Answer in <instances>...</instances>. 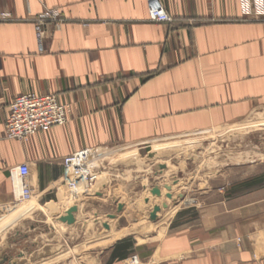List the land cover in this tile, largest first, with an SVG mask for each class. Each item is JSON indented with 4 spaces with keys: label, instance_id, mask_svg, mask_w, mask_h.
<instances>
[{
    "label": "crops",
    "instance_id": "crops-1",
    "mask_svg": "<svg viewBox=\"0 0 264 264\" xmlns=\"http://www.w3.org/2000/svg\"><path fill=\"white\" fill-rule=\"evenodd\" d=\"M159 2L170 24L150 22L146 0H0V245L8 250L0 264L23 260L26 215L59 218L76 205L68 203L63 158L86 149L97 158L131 148L139 153L152 143L255 124L264 116V21L245 16L240 0ZM45 10L57 11L61 22L43 26L38 41L34 20ZM29 93L69 104L68 121L25 141L8 140L9 105ZM21 164L28 167L32 202L18 210L8 170ZM242 165L245 177L230 188L198 190L201 201H218L199 202L194 218L176 214L147 264H264V168L255 161ZM237 167L225 174L238 175ZM170 172H154L149 180L162 182L147 188L135 176L139 194L132 202L169 203L158 214L167 220L189 205L182 186L168 184ZM210 174L223 177L220 169ZM98 181L92 196L102 198L110 178ZM153 187L160 198L150 195ZM119 195L114 191L112 198L125 207Z\"/></svg>",
    "mask_w": 264,
    "mask_h": 264
},
{
    "label": "rangeland",
    "instance_id": "rangeland-1",
    "mask_svg": "<svg viewBox=\"0 0 264 264\" xmlns=\"http://www.w3.org/2000/svg\"><path fill=\"white\" fill-rule=\"evenodd\" d=\"M257 121L259 123L212 129L181 139L152 143L149 148L142 149L139 153L135 148H131L122 152H111L107 156H96L92 163L95 169L99 168L100 176L97 181L103 177L110 178L111 185L107 192L102 198L94 197V187L68 197L69 204L79 205V211L75 215L76 222L72 226L58 222L56 217H41L37 211L26 215L24 222L22 220L20 223L23 235L27 236L23 251L25 255L17 264H147L161 237L167 233L168 227H171L170 221L176 214L184 212L188 215L187 218H194L201 207L198 206L199 202L208 205L218 201L217 197L201 201L197 196L199 189H218L223 186L230 188L234 180L245 177L240 175L246 166L242 164L255 161L256 165H263L264 168V116ZM246 135L253 136L254 142L246 144ZM252 145L254 148L251 150ZM156 149L160 150L154 152ZM132 151L136 155L135 160H125L123 155ZM159 163L166 166L167 171H171L167 177L168 184L173 185V182H176L174 188L182 186L186 193L184 200L191 203H178L183 204L177 208L171 219L167 220L165 212H162L153 223L148 220L147 214L151 204L147 205L143 200L133 203L131 195L136 191L139 194L140 182L135 176L142 177V185L146 188L155 182H162L158 178L153 181L148 178L159 171L155 169ZM236 163L240 166L237 167L239 174H225ZM219 169L224 178L214 180L210 172ZM114 191L120 193V199L125 203L117 221L107 218L110 214L117 215L116 198H112ZM224 193H228V190ZM31 202L32 200L19 204L17 209L21 210ZM170 206L173 208L176 205L170 202ZM130 214L135 216V224L127 221ZM103 223L109 224L108 231L102 227ZM144 226L149 227L147 231L138 233V229ZM117 244H122V247L126 246L129 250L127 249L125 259L111 261L113 249ZM5 248L3 244L0 245V261L3 262L8 257L5 256L8 251Z\"/></svg>",
    "mask_w": 264,
    "mask_h": 264
},
{
    "label": "built area",
    "instance_id": "built-area-1",
    "mask_svg": "<svg viewBox=\"0 0 264 264\" xmlns=\"http://www.w3.org/2000/svg\"><path fill=\"white\" fill-rule=\"evenodd\" d=\"M245 16L252 20L264 21V0H240ZM148 19L152 23L170 24L172 19L167 15L159 0H146ZM59 14L55 10H45L34 20L37 40L42 39L41 28L48 23L59 25ZM71 107L62 104L52 94H23L15 97L9 105L8 117L4 124V135L8 140L25 141L37 133H47L53 127L67 123ZM96 155L86 149L71 154L62 160L67 175V188L71 195L84 189H90L99 177V168L95 169L92 159ZM28 167L25 164L8 170L13 204H25L32 198L27 183Z\"/></svg>",
    "mask_w": 264,
    "mask_h": 264
},
{
    "label": "water",
    "instance_id": "water-1",
    "mask_svg": "<svg viewBox=\"0 0 264 264\" xmlns=\"http://www.w3.org/2000/svg\"><path fill=\"white\" fill-rule=\"evenodd\" d=\"M149 157H150V155H149ZM165 168L166 167L163 166V165H157L155 167V169L156 170L158 169L159 171H163V170H165ZM164 189L167 192L165 194V198L167 200H172V195L170 194L171 187L165 185L164 186ZM149 193L153 197H157V198H160L161 197V192H160V190H159L158 187H153L149 191ZM179 198H182V196L180 195ZM146 202H147V200H146ZM116 205H117V207H116V213L119 214L123 210V207L124 206L122 204H120V203H117ZM161 208L166 209L167 208V204L165 202H162L160 206L155 205V206L152 207V211L149 213V217H148V219H149L150 222H153L154 223V222L157 221V219H158L157 214L160 212ZM77 213H78V207H77V205H72L71 207H69L65 211V213L62 216H60L59 218H57V221L60 222V223H62V224H65L67 226H72L76 222L75 215ZM116 217H117L116 215H108L107 216V218L110 219V220L115 219ZM127 221L129 223H135L136 222V218H135V216H130V217H128ZM102 227L104 229H106V230L109 229V226H108L107 223H103L102 224Z\"/></svg>",
    "mask_w": 264,
    "mask_h": 264
},
{
    "label": "trees",
    "instance_id": "trees-1",
    "mask_svg": "<svg viewBox=\"0 0 264 264\" xmlns=\"http://www.w3.org/2000/svg\"><path fill=\"white\" fill-rule=\"evenodd\" d=\"M127 249L129 250L126 246L122 247V244H117L113 249L111 261H121L125 259L126 252L128 251Z\"/></svg>",
    "mask_w": 264,
    "mask_h": 264
},
{
    "label": "bare ground",
    "instance_id": "bare-ground-1",
    "mask_svg": "<svg viewBox=\"0 0 264 264\" xmlns=\"http://www.w3.org/2000/svg\"><path fill=\"white\" fill-rule=\"evenodd\" d=\"M92 161H93V159H92ZM167 166H168V165H167ZM172 167H173V166H172ZM147 168H148V167H147ZM147 168H145V169H147ZM145 169H144V170H145ZM171 170H172V169H171ZM169 171H170V170H169ZM147 172H148V170H147ZM149 172H150V171H149ZM170 173H171V172H170ZM164 174H165V173H164ZM166 174H167V173H166ZM163 176H165V175H163ZM167 176H168V175H167ZM140 181H141V180H140ZM144 183H145V180H144ZM83 190H84V187H82L81 191H79V192H82ZM164 190H165V189H164ZM165 191H166V190H165ZM160 192H161V191H160ZM65 196H66V195H65ZM31 200H32V198H31ZM31 200H30V201H31ZM140 200H142V198H138L137 201H140ZM146 200H147V202H146ZM30 201H29V202H30ZM143 201H144V203L147 204V205L150 203V200L147 199V198H146L145 200H143ZM167 202H168V201H167ZM133 203H134V202H133ZM150 204H151V203H150ZM151 205H153V203H152ZM77 207H78V211H79V205H78ZM152 207H153V206H152ZM168 208H169V203H167V208H166V209L161 208L160 212H161L162 210H167ZM151 211H152V208H151ZM151 211H150V212H151ZM150 212H149V213H150ZM160 212H159V213H160ZM120 213H121V212H120ZM120 213H119V214H120ZM159 213H158V214H159ZM116 214H117V213H116ZM119 214H117V215H116L117 217H116L115 219H112V220H113V221H114V220L117 221V218H118V215H119ZM158 214H157V216H158ZM110 215H111V214H110ZM148 217H149V214H148ZM158 218H159V217H158ZM109 220H110V219H109ZM112 220H111V221H112ZM148 220H149V219H148ZM135 223H136V222H135ZM135 223H133V224H135ZM108 226H109V224H108ZM148 228H149V227H148ZM148 228H147L146 226H144L143 228H139V229H138V233H142V232H144V231H147ZM105 230H106V229H105ZM108 230H109V229H108ZM108 230H107V231H108Z\"/></svg>",
    "mask_w": 264,
    "mask_h": 264
}]
</instances>
